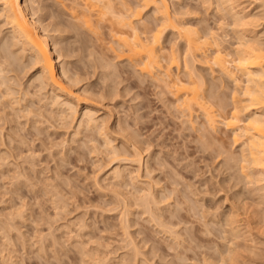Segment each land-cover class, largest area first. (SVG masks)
Listing matches in <instances>:
<instances>
[{
    "label": "bare ground",
    "instance_id": "bare-ground-1",
    "mask_svg": "<svg viewBox=\"0 0 264 264\" xmlns=\"http://www.w3.org/2000/svg\"><path fill=\"white\" fill-rule=\"evenodd\" d=\"M1 1L0 18L9 31L0 28V235L8 244L14 233L20 239L29 235L19 225L27 215L24 210L36 204L39 212L27 215L34 224L28 238L37 239L36 252L46 253L43 258L49 256L55 264L67 254L65 238L74 239L75 254L83 261L90 259L86 264H185L188 260H194L191 264H264V0H199L206 9L212 8L220 27L234 35L231 47L225 45L228 33L221 37L206 18L192 24L189 17L194 9L182 0ZM105 29L112 40L105 50L112 52L116 62L97 51L107 45L102 44ZM75 54L82 59L93 57L90 73L101 70L99 76L105 82L116 83L121 66L161 87L163 106L185 118L203 157H218L221 174H226L218 183L229 193L227 210L212 213L207 207L196 212L190 197L197 194L193 184L185 181L184 190H179L182 182L173 172L168 174V186L160 188L150 164L156 160L151 146L131 128L125 115L111 122L112 106L105 109L109 114H98L106 97L117 96L115 85L107 82L99 89L84 83L90 73L84 75L78 62L68 60ZM24 58L39 67L26 82L20 77ZM229 85H234L232 104L224 93ZM220 125L232 131L229 145L215 136ZM64 132L73 134L75 146L68 150ZM44 152L48 154L43 156ZM88 155L92 157V184L101 193L96 201L119 216L113 224L101 216L104 227L94 217L89 218L91 222L85 220V213L74 221L65 217L68 198L78 194L71 177L64 175L65 166ZM49 159L54 167L49 166ZM159 164L165 167L166 162ZM47 203L54 215L47 212ZM85 203L83 199L81 204ZM136 216L152 226L154 237L162 234L167 239L163 245L157 242L148 248L152 235L141 228L131 230L139 224ZM195 218L200 231L194 225L197 222H192ZM60 220L65 221L54 228ZM109 230H120L123 237L119 249L124 251L114 259L110 257L114 251L88 247L95 239H107L101 235ZM1 245V261L16 264L12 248L8 245L11 249L6 255L8 246Z\"/></svg>",
    "mask_w": 264,
    "mask_h": 264
},
{
    "label": "rangeland",
    "instance_id": "rangeland-1",
    "mask_svg": "<svg viewBox=\"0 0 264 264\" xmlns=\"http://www.w3.org/2000/svg\"><path fill=\"white\" fill-rule=\"evenodd\" d=\"M43 1L49 2L48 4L54 3L52 0H43ZM182 2H181L182 4L187 5L190 8L194 9V11H192V14L189 17V20L192 22V24H195L196 25V23H198V21H200V19H205L206 18L205 20L207 21V24L210 27H212L215 31H217L218 33L220 32L219 34L221 35V37L222 36L224 37V35H223L224 33L225 34L228 33V35H227L228 37H226L227 39L225 41V43H226L225 45H226V47H231L230 45H232L235 42L234 41L235 39L233 40L234 35L232 36L231 31H228V29H226V31H227L226 32L225 30H223V28L220 27L218 17L215 16V14L213 13L212 8L211 9H209V8L206 9V7H203L200 4V1L199 0H197V1L196 0H182ZM253 5H256V4H253ZM3 7H4L3 6V2L0 0V10L3 9ZM206 11H207V13H206ZM48 22H49V20L47 19L45 21V23H48ZM263 22L264 21H261V23H263ZM4 24H5L4 23V19L2 17V18H0V28H1L2 31L8 32L9 31L8 30L9 29V26H6V24L4 26ZM103 32H106L105 34L107 36L106 37L103 36V38L105 37L106 39H104L105 42L103 41L102 44H107V45H104L103 47L101 45L102 48L99 46L100 48H98L97 51L100 49L99 51H101V53L99 51L98 52L100 54L103 53L102 55L105 58L107 57L106 59L112 61L113 60V55L111 54L112 52L109 49L107 51L105 50V49L108 48V45H110V43L112 42V40H110L111 38H109L111 36L109 34V30L105 29V31H103ZM52 34H54V33H52ZM54 35H56V34H54ZM106 46H107V48H106ZM76 54H75V56L69 58L68 60L69 61H72V62H78V65L81 68V71L83 70L82 72H84V73L85 72H88V73L93 72V68L94 67L92 68V66L95 65L94 64L95 63L94 58L93 57H90L89 60H88V58H83L84 59L83 60L82 58H79V57H81L80 55L78 57ZM81 59L83 60V62L80 61ZM23 61H25V62L24 63L22 62L21 65H22V67L25 66V68L23 69V72L25 73V75H24V73H22L20 75V77H22L23 82H26L29 78H31L34 74H36L39 71V67L32 65L31 64L32 60L29 59V58L28 59H25L24 58ZM113 62H116V61L113 60ZM29 65H31L32 67H30ZM85 65H86V67H85ZM29 67H30V69H29ZM118 70H119V72H118L119 76L116 77V79H115L116 83H113L110 80L109 81L107 80V82H109V84H111V85H115V89H117V91H118L117 92V96L121 92V94L119 95L120 97L118 96L119 97L118 98L116 95L113 96L115 98L110 97L112 99H110L109 97L107 99V97H106L105 98V101L103 100L102 104H99V106H98L99 109H100L98 114H101L102 113L100 115L101 117H103V113H108L109 114V112L106 111L107 110L106 107L107 106H109V107L112 106V108H113L112 112L113 113L111 112L108 115V116L111 115V117H109V118H111V122H114L115 117L117 115H120L123 118H124V115H125V118H126L127 122L129 123V125L131 126V128L133 130H135L140 135L141 139H143L144 141H146V143H148L151 146L150 147V150L155 155L156 160L151 159L150 160V164L153 167V172H152L153 173V176H155V178L157 180H159L160 188H162V186L163 187L164 186H168V184L170 183V178L168 177L170 175H168V174H170L171 172H173V173H175L176 178L179 179V181L182 182V184L180 183V185L177 186V188L179 190H184V188H185L184 187V182L185 181H186L185 183H189L190 185H191V183L193 184L192 186H193V188H194V190L196 191L197 194L194 195V194L191 193V196L190 197H192L191 200L194 202V203L193 202L192 203L196 207V212H198V211L201 212V210H205V209H207V207L210 208V210L212 211V213L215 212L214 210H216V209L217 210L219 209L218 211L227 210L228 209L227 207L229 206V202L228 201H225V199H226V196L229 193L226 190H223V189L221 190V184H219L225 178V175L226 174L225 173H223L225 175L221 174V172H222L221 171V168L218 166L219 165V159H218V157H213V158H209V159H205L203 157L204 156L203 155L204 153L203 152L201 153V151H199V149H197L196 146L198 144L194 141V138L196 137V134H195V137H194V134H192L194 132L191 131L190 129H188V125L186 123H184V121H185L184 119L185 118L183 119V117H181V115L179 113H178V115H177V113L174 114L175 113L174 110L173 111L172 110H168L167 107L163 106L164 104L161 101L162 98L160 97L161 96L160 95L161 87H159L158 84L153 85L151 80L150 81H148V80L142 81V80L139 79V77H137L136 75H134L132 72H129L126 69L124 70V68L122 69L121 66H119V69ZM84 73H82V74H84ZM94 73H95V71H94ZM100 73H101V70H98V72H96L95 74L90 73L88 75L87 73H85L84 75L87 74L86 75V78L87 79L85 80V82L84 81L83 82L84 83H92V84H95V86H97V88L99 87V89H100V87H104L105 83H107V82H105L106 79H105V81L103 79H100V76H99ZM98 76H99V78H98ZM98 79H100V80H98ZM102 80L104 82H102ZM100 84H101V86H100ZM102 84H103V86H102ZM232 86L234 88V85H231V86L229 85L228 86L229 88L227 87L226 89L224 88L225 96H228L227 101L228 102H231V104H232V100H230V99H231V93L233 91ZM76 88H79V87L77 86ZM230 90H232V91H230ZM228 104L231 107L230 103H228ZM216 109H217V106H216ZM230 110H231V108H229V111L228 112H230ZM180 117H181V119H179ZM182 119H183V122H182ZM200 119H202V118L199 117L197 119V121L199 122ZM183 126H184V128H183ZM71 134H70V132L69 133H65L64 132V134L62 135L66 140L68 139V142H66V150H68V148L70 146H75V144L71 142V136L73 135V134L72 135ZM113 135L116 136L119 139V135L118 134L116 135V133H113ZM215 136L221 137V139H223L224 142L227 143V145H229L231 143V140H232V131L227 130V128L224 127V125H220V127L218 128L217 133L215 134ZM118 139H116V143H118L117 142ZM37 142H36V144H37ZM38 144H39V142H38ZM235 150H239L238 146H235ZM173 151L175 152L174 154H173ZM171 153H172V155H171ZM47 154L48 153H45L43 156H46ZM174 155H176V156H174ZM178 155H180V156H178ZM177 156L180 157L181 159H177L178 158ZM73 157H75V156H73ZM91 158L92 157L90 155H88L81 162H74L73 164L75 166L72 165V164H66V166H65L64 175H67V178H70L71 177L70 179L73 180V183H75V186H76L74 189H76L77 192H75V193H78L77 195L75 194V196H72V197L70 196V194H67L66 195V197L67 196H70L71 199H70V197L69 198L67 197L68 198L67 202H69L68 203V206H67V209H69V210L67 211L68 213L65 214V217L68 220L74 221L78 217L85 216L87 214L84 217L85 220H87V218L88 219L89 218L92 219L94 217L96 220H99L100 221L101 220V216H102V218L103 217L106 218L107 224L116 223L117 222V219L119 217V216L118 217L116 216V215H118L117 214V211L109 213L106 210V209H109L110 208L109 207V208H105V210L107 211L106 212L104 210V207H102V205L101 204H98V202L96 201L97 197H99V195L101 193H98L99 191L92 184L93 165H92ZM157 160L158 161L161 160V161L160 162H157ZM49 161H50L49 162V166L50 167H54V165H52V164H54L53 161L51 159H49ZM163 161L166 162L165 167L164 166H160V164H159V163H161ZM79 168H80V170H79ZM72 170H73V172H72ZM82 174H83V176H82ZM87 175H89V176H87ZM144 175H145V173H144ZM88 177H91V179L89 178L87 180ZM147 179L148 178L143 177V180H147ZM180 187H181V189H180ZM224 191H226V192H224ZM221 192H222V194H221ZM102 194H104V193H102ZM107 195H110V196H108L110 198L112 194L111 193L109 194V192H108ZM86 197H88V198H86ZM108 197H107V199H108ZM73 198H74V200H73ZM83 199L86 202L84 205L81 204L83 202ZM92 200H94V201H92ZM102 200H106V198H103ZM72 201H73V203H72ZM89 201H92V203L91 202L89 203ZM33 202H34V200H33ZM80 205H81V207H80ZM173 205H175V204H173ZM34 206H35V207H33L34 209H32L33 212L34 213H36L37 211L39 212V209L37 210V208H36L37 205L35 204ZM45 206H49L50 207L51 204L50 203H47ZM178 206L181 207L182 205H178ZM203 206H204V208H202ZM45 208H47V207H45ZM48 208H47V212L49 211L48 213H50L51 215L52 214L54 215V211H52L53 208L50 207L51 208L50 210ZM111 208H113V207H111ZM98 209H100V210H98ZM28 210H29V212H28ZM32 210L31 209L24 210V213L27 214V215L30 214L29 215V217H30L32 215L31 214L32 213ZM84 213H85V215H84ZM183 214H185V213L183 212ZM27 215L24 216L25 219H23V220L22 219H19V220H22L23 222L21 221L22 222L21 223L18 220V222H19L18 224L21 223V225H19V227L22 226L23 228L22 227L21 228L24 231L22 229H20V230L23 231L25 234L27 233L26 231L29 230L28 231L29 232V235L26 234L27 235L26 238L20 239V238H17L18 236H16V233H14L16 231H13L14 234L11 233V235L13 234L12 235L13 236V238H12V241L13 242L12 241L11 242H12V244L13 243L15 244V245L13 244L14 246L12 244L9 245L8 244V240L6 241L7 238H3L4 236L2 237L1 236L2 234L0 236L3 239L0 238V242L2 243L3 246H6L7 247L9 245L12 248V250H11L12 253L11 254L13 255V253H14V256H12L11 254H10V256L14 257L12 259L17 262L16 264H48V262H50L49 264H55V262H53L52 260L51 261L53 263H51V261H49L50 260L49 259V256H48V258H43V257L46 256V253H43L44 254L43 255L40 252H38V253L36 252L38 250L37 248L40 245L37 246L38 245V243H37L38 240L37 239L35 240V239L28 238L30 236V234L33 233L34 224H32V222L30 223L31 219ZM133 218H136L135 221L137 223H139V224H137V226L134 227L131 230H135V228L136 229H140L141 228L145 232L147 231L146 234L149 233L148 236L152 235V236H150V237H152V239H148L149 240L148 248L150 247L151 244L153 245V244H158L159 243V245L160 244L163 245V240H167V239H165V237L162 236V234L156 235L154 233L156 235L154 237V235H153V228H152V226L150 227L149 224L147 225L144 222V220H145V219H143L144 217L141 218V219L139 217H137V216L136 217H133ZM91 219H89L88 221L91 222L92 221ZM198 220L195 218V220L192 219V222L193 221L194 222L195 221L197 222V223H194V225L197 228V230L200 231L201 230V225H200V223H199ZM64 221L65 220H60V222L59 221L54 222V228H57V226L63 224ZM59 223H61V224H59ZM41 225H43V223ZM41 225H40V227L43 228V229H45L47 227V225H46V227L44 225L42 227ZM55 225H56V227H55ZM35 226H37V225H35ZM99 226L100 227H104V224L101 223V221H100ZM147 226H149V227H147ZM190 226H192V225L191 224L188 225V227H190ZM146 227H147V229H146ZM36 228H39V227L37 226ZM73 228L75 230L77 229V227H73ZM101 229H103V228H101ZM149 229H150V231H148ZM112 231L113 230H111V231L109 230V232L108 231L102 232L103 235H101V236L102 237L104 236V238H107V239H100L101 241L99 239H95V240L92 239L94 241H92L91 244L88 245V247L89 246H91V247L95 246V248L97 247V249H102L103 251H109V252L110 251H112V252L114 251V253L110 256L112 259H114L113 256H115V254H117V252H119L118 254L120 255L121 252H123L124 250H120L119 249L121 247V245L123 244L122 243V240H123L122 239L123 238L122 237V232L120 230H114L113 232ZM199 231H197V234L199 235V237L204 238L203 236H201L200 233H198ZM57 233H60V232L57 231ZM97 234L100 237V234L101 233L100 232H97ZM118 235L119 236L121 235V237L119 238ZM110 236L113 239H115L116 237L117 238L115 240H113ZM209 238L215 239V237H213V236H210ZM63 239L64 238H62L61 240L63 241ZM33 240H34V242H33ZM82 240H85V239H82ZM87 240H89V239H86L85 241L87 242ZM22 241H24V242H22ZM73 241H74V239H67V238L64 239V241H63L64 244L63 245L64 246L65 245L66 246L68 245L67 247L65 246V249H64L65 250V253L67 252V254H70V255L65 254V256L66 255L67 256L66 257L64 256V258L62 257V261L61 262H56V264H59V263H61V264H73V263L74 264H86V261L90 260L89 258H85V261H83V258L81 256L75 254V252L73 250V247H72ZM35 242H36L37 245H35ZM9 246L7 248H4L7 251V252L6 251L4 252V254H6V255H7L8 251H9L8 249H11ZM21 246H22V248H21ZM70 246H71V248H70ZM91 247H89V248H91ZM69 249H72L73 251L70 250L71 251L70 252ZM51 250H53V249L51 248ZM40 254L42 255L41 257H39ZM189 256L190 257H193V254L192 253H189ZM76 257H77V259H76ZM117 257H118V255L115 258H117ZM1 259H0V262H1L0 264H4L3 263V260L1 261ZM45 260H48V262H46ZM186 262H188V263H186ZM186 262H185V264H191V263H194V260H192V262H191V260H188ZM8 263L9 262H7V264ZM9 264H11V263H9ZM98 264H101V263H98Z\"/></svg>",
    "mask_w": 264,
    "mask_h": 264
}]
</instances>
